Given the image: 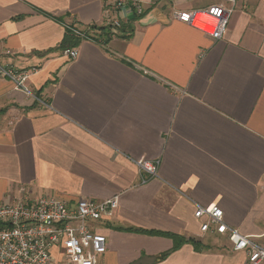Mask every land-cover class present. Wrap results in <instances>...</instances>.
I'll list each match as a JSON object with an SVG mask.
<instances>
[{
    "label": "crops",
    "instance_id": "obj_1",
    "mask_svg": "<svg viewBox=\"0 0 264 264\" xmlns=\"http://www.w3.org/2000/svg\"><path fill=\"white\" fill-rule=\"evenodd\" d=\"M112 1L0 0V60L38 68L41 99L0 79V204L117 196L97 223L99 264H252L194 214L219 206L241 232L264 231V0H237L218 40L175 11L226 0H138L122 34L84 39L70 60L66 26L107 25ZM139 160H159L158 177ZM155 232L186 241L173 250Z\"/></svg>",
    "mask_w": 264,
    "mask_h": 264
},
{
    "label": "built area",
    "instance_id": "obj_2",
    "mask_svg": "<svg viewBox=\"0 0 264 264\" xmlns=\"http://www.w3.org/2000/svg\"><path fill=\"white\" fill-rule=\"evenodd\" d=\"M236 2L226 0L203 10H179L175 16L218 40L228 27ZM105 12L107 25L117 33L128 14L141 16L145 9L138 0H113ZM63 54L73 60L78 57L79 49L66 48ZM37 69H18L0 60V79L41 100L29 85ZM137 163L142 172L158 177L159 160ZM118 205L117 196L104 200L81 197L71 201L48 194L0 204V264H99L107 250V236L97 231V223L113 214ZM194 215L202 220L203 233L225 236L231 250L245 253L252 264L264 262V231L258 235L241 232L225 221L219 206L196 204Z\"/></svg>",
    "mask_w": 264,
    "mask_h": 264
},
{
    "label": "trees",
    "instance_id": "obj_3",
    "mask_svg": "<svg viewBox=\"0 0 264 264\" xmlns=\"http://www.w3.org/2000/svg\"><path fill=\"white\" fill-rule=\"evenodd\" d=\"M91 28L97 29L101 32L100 35H96V38H104L105 43H109L110 38L116 35V33L112 32L111 27L109 25H105V26L89 25L86 27H80L79 25H76L75 23H71V24L66 26L63 39H62L60 45L58 46V48L64 50L66 48L79 46L81 44V42L84 40V38L89 37V34L87 35V33H89V30ZM123 30H124V26H121V28L119 30V31H121L120 34H122ZM84 33H86V34H84ZM83 34L85 36L82 37ZM120 34H118V35H120ZM98 40L99 39H96L94 41L99 43L100 41H98ZM155 233L165 235V236H169L170 238H172L174 241L173 250L178 248L183 242L186 241L184 238H182L180 235H177V234L165 233V232H155ZM166 255H167V253L162 254L161 258L165 257Z\"/></svg>",
    "mask_w": 264,
    "mask_h": 264
},
{
    "label": "rangeland",
    "instance_id": "obj_4",
    "mask_svg": "<svg viewBox=\"0 0 264 264\" xmlns=\"http://www.w3.org/2000/svg\"><path fill=\"white\" fill-rule=\"evenodd\" d=\"M210 1H216V2H220L221 0H208V2L207 3H209ZM121 33V31H119V32H117L116 33V35H118V34H120ZM84 34H86V33H84ZM82 35V37L83 36H85V35ZM89 34V37H87V38H84V39H90V40H96V39H99L98 41H100L99 43L100 44H103V45H106L107 43H105L104 42V38H96V35H100L101 34V32L99 31V30H97V29H90L89 30V33H87V35ZM91 37V38H90ZM112 38H110V40H111ZM96 42V41H95Z\"/></svg>",
    "mask_w": 264,
    "mask_h": 264
}]
</instances>
